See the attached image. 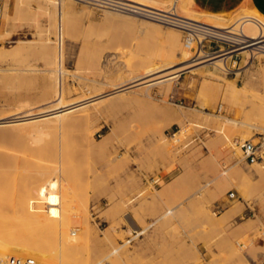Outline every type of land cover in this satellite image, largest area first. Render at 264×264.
Returning a JSON list of instances; mask_svg holds the SVG:
<instances>
[{
	"label": "rangeland",
	"instance_id": "obj_1",
	"mask_svg": "<svg viewBox=\"0 0 264 264\" xmlns=\"http://www.w3.org/2000/svg\"><path fill=\"white\" fill-rule=\"evenodd\" d=\"M66 1L68 7L63 17L67 18L63 19L62 30L60 28L57 32L49 28L46 17H40V10L34 2L0 0V49L15 48L19 52V56H8L0 61V121H5L3 117L10 116L15 109L16 113H20L19 110H32L34 107L35 113L47 104L45 102L51 101L53 84H47L49 80L40 73L41 59L46 54L39 49L41 39H48L53 47H60L62 43L61 76L64 78L65 103L86 97L83 83L91 86L94 80H101L103 90H97L109 93L112 90L110 86L118 81L119 75V79L129 78L132 71L141 69L148 62L146 59L152 61L157 57L153 59L156 63L158 57L166 58L172 53L164 33L178 31L174 28L109 10H98L73 0ZM158 2L160 8H164L171 5L172 0ZM40 6L44 7V4ZM244 10L254 12L241 8L222 18L231 24L236 13ZM191 11L203 14L192 7ZM104 12L140 19L147 25H159L162 33L144 25L141 28L133 26L128 20L111 17ZM58 16L56 12L57 21ZM67 20L76 22L73 31H66ZM40 28L48 30L42 37L37 35ZM182 40L183 34L180 33L183 49ZM226 49L225 43L205 46V51L212 54ZM189 53L193 59L194 52ZM174 60L175 69L180 68L178 65L182 56L178 50L174 52ZM227 64L230 70L226 73L205 65L192 72L181 71L179 78L170 84L149 88L135 86L117 94L121 98L129 97V103L124 100L128 105L123 101L125 105L118 104L121 108L114 105L107 110L103 105L89 106L81 111L85 117L80 123L48 136L36 135L37 143L32 144V137L25 136L29 147L43 148V153L25 150L22 145L17 147L18 151H13L7 141L0 142V159L3 163L7 160L5 165L10 162L6 169L2 168V163L1 174L7 175L18 157L31 164L24 168V173L19 171L22 173L16 181L15 178L10 180L6 193L20 192L24 189L23 184L27 187L30 184L31 188L37 186L32 181V177L37 176L36 171L39 173L54 168L56 172L46 183L47 186L56 181L54 192L49 191L48 196L39 201L41 210L34 211V215L29 212L31 218H36V223L46 221L51 230L50 237L47 236L49 239L41 230L35 229V232L50 241L51 251L43 259L45 262H37L39 258L36 260L33 256L20 259H31L35 264L264 262V259L254 262L264 254V222L258 218L252 222L248 216L241 214L240 220L235 221L224 213L237 214L250 210L260 212L264 217V162L247 163L236 146L237 142L244 141L255 144L259 135L264 134V122L258 124L261 129L252 128V123L255 126L257 123L254 117L262 113L263 106L255 104L261 106L258 111L251 107L254 105L250 106L240 90L247 80L249 86L264 95L262 86L249 80L251 72L263 69L264 58L246 65L241 57H232ZM32 69H39L37 76ZM170 70L165 73L171 74L174 68ZM166 85H170L168 93ZM233 85L237 88L235 91L230 89ZM141 92H148V95L142 97ZM256 111L259 113H254ZM77 113L80 112L72 115ZM182 113L183 120H179ZM189 115L191 117L185 122V117ZM224 119L227 124L219 131ZM23 127V133L32 131L28 125ZM174 135L177 137L174 138ZM257 166L262 168V175L257 174ZM19 177L23 182L21 184L17 180ZM157 178L160 179L159 185H153V180ZM66 184L69 198L62 204L58 196ZM32 190L35 191L34 188ZM46 190L49 188L46 187ZM230 192L234 193L232 200L227 198ZM85 208L86 213H82ZM74 212L78 214L75 216ZM85 219L90 230L84 236L82 226ZM11 254L4 252L6 257L3 261L15 257Z\"/></svg>",
	"mask_w": 264,
	"mask_h": 264
},
{
	"label": "bare ground",
	"instance_id": "obj_2",
	"mask_svg": "<svg viewBox=\"0 0 264 264\" xmlns=\"http://www.w3.org/2000/svg\"><path fill=\"white\" fill-rule=\"evenodd\" d=\"M17 1H22V0H17ZM28 1L34 2L36 4V6H37L36 8H38L40 10V14H39L40 17H46L48 19L49 28L56 29L57 32L60 28L62 30L63 19L67 18V16L63 17V15L65 14V11L68 7V3L66 0H28ZM123 1L135 4L137 6H140V9L139 8L138 9L141 11H148L149 9H153V10L160 11L163 13L172 12L171 14L177 15L179 18H182L184 20H187V21H190L193 23H197V24H201V25H205V26L211 28L213 31L218 32L219 39L221 41L226 42L229 47L225 51L220 50L219 52L213 53V54H207V53L205 54L202 51L198 50V52H197L198 54L195 56V58L191 59L189 51L183 48L184 50H186L188 52L184 51L182 49V46L180 45V33H182V32L179 30L178 31H175V30L170 31L169 30L168 32L164 33L166 35L168 41H169V49L172 52L169 54L168 57H166V58L165 57H158V61L157 62L155 61L156 63H153V59L154 58L156 59L157 57H154L152 59V61H151V59H146L148 61L147 63L145 62L146 65L144 63L143 67L141 69L135 70V71L131 70L132 72L130 73L129 78H126V79L120 78L119 79V77H121V75H119L118 81L115 82V84H112V85L110 84L111 85L110 87L112 90L110 89L111 92H109V93L108 92L105 93L103 91H102L103 93H99L100 90H103V89H101V87L104 86V83L101 80H98V81L94 80L93 85H91V86H87L88 85L87 83H85V84L83 83L82 88L85 90V93L88 96L86 95L85 98L83 97V99H79L75 102L65 103V102H63V95H64L63 94V92H64L63 87L64 86H63V80H62L63 77L61 76V74L63 73L62 68H63V54H64L62 43H60L61 44V45H59L60 47H57V46L53 47L52 44L48 41V39H41L42 41L40 40L41 45H40L39 49L41 51H43L44 53H46V54L49 53V54H47V55L45 54V56L42 57L43 59H41L43 61V65L40 69V73L44 74L43 78L49 80V81H47V84H48V82L49 83L51 82V84H53L52 86L54 87V93H53V95L50 93V95H52L51 101L45 102L46 100H44V102L47 104H44V105L42 104L43 106H41V107H39L40 105L37 106L39 108H38V111L35 113H33L35 111L34 107L32 109L33 111L28 108V110H26V109L25 110L24 109L19 110L20 113H18V112L16 113L15 111H17V109H15V111H14L15 113L12 111L13 113L10 114V116H8L9 114H7L10 111L5 113V115L7 114L8 117L5 116V118L3 117V119H2L5 121H0V142L1 143H4L5 141H7V143L9 144V145L7 144L9 146V149L10 150L12 149L13 151H18L17 147L20 148L21 145L23 146V148L25 150L37 151L39 149L33 148L34 146L29 147L25 143V141H26L25 136L29 135V137H32L31 142H32V144H34V143H37V140H35L36 135L48 136L51 133H55L59 130H64L69 125H75L76 123H80L85 117V114L81 111L86 109L89 106H93V105H97V104L103 105L107 110L108 108H111L114 105H117V106H118V104H120V106L125 105V104H127V103H125V101L128 102L127 98H129V97L121 98L122 96L119 97V96H117V94H120L126 90H130L131 88H133L135 86H144L146 88L147 87L149 88L151 86L161 85L163 83H169L170 84V82L179 78L181 71L190 70L192 72L193 69L200 67V66H205V65H210L212 68L217 69L220 72L226 73L228 70H230L228 67V64H227V60L229 58H232V57H235V58L241 57L246 65L252 64V62L254 60H262L264 58V18L261 17L260 15H258L256 12H246V10H244L243 12L236 13L237 15H235L233 19L231 18L233 23L227 24V22H229V21L224 22V19L222 18V16L194 13L193 11H191L192 2H190L189 0H172L171 5L164 7V8H160L159 2L156 0H123ZM42 3L44 4V7L40 6V4H42ZM164 4H166V2H164ZM195 7H197V6H195ZM56 12L60 16V17L58 16L59 21H57ZM111 12H113V11H111ZM104 14L111 16V17H115L117 19L121 18V20H128L132 23L133 26H138V27L141 26L142 27V25H144V26H147L146 28L150 27L152 30H156V31L162 33V31L160 30L161 27H158L159 25L158 26H156L154 24L153 25H151V24L147 25V23H145V21H142V20L140 21V19H134L136 17H134V18L133 17H124V16L122 17L121 15H120L121 17H118L119 15H116L117 13L114 14V13H110V12H104ZM129 16H130V14H129ZM55 17H56V19H55ZM56 21H57V24H56ZM56 25H58V26L56 27ZM65 25H66L65 28H66L67 32L73 31V29L76 27V22L71 21V20H67L65 22ZM47 31L48 30H42L40 28L38 30L37 35L39 34L42 37V36H44V34L47 33ZM55 36L57 37V34ZM198 40L200 41L201 39L198 37ZM56 45H58V44L56 43ZM176 50H178L181 53V56H182L181 61L182 62H179V65H178L180 68L175 69V67H177L175 60H174V52ZM12 55L13 56H19L18 50H16L15 48H13L12 50L0 49V61L5 59L6 57L12 56ZM33 60H34V57H33ZM143 61H145V60H143ZM173 68H174V70L172 71ZM28 69L29 68H27V71L30 72V69L29 70ZM32 70H31V72H33V71L37 72V73H35L36 74L35 76H37L39 69L37 71L36 70L32 71ZM169 70L172 71V73L166 74L165 72L166 71L168 72ZM3 72H5V71H3ZM249 72H251V71H249ZM39 75H41V74H39ZM39 75H38V77H39ZM261 76H262V78L264 77V67H263V69L261 68L256 72H253V73L251 72L249 74V78H250L249 80L253 81L256 85L262 86V89L264 90V78L262 79ZM124 77H126V76L124 75ZM82 82H85V81H82ZM45 83H46V81H45ZM51 84H49L50 85L49 87H52ZM107 86L109 87V85H107ZM217 87H221V86H217ZM99 88H100V90H97ZM50 89H52V88H50ZM230 89L235 91V89H237V88L233 85ZM240 90L247 97L250 106L251 105L255 106V107L254 106H251V107H253L257 111L261 110L260 109L261 106H256L255 104L262 105L264 108V95L259 93L258 90L253 89L251 86H249L247 80L244 83V85L240 88ZM168 91H170V85H166V93H168ZM147 95H148V92L147 93L141 92L142 97H146ZM47 96H48V93H47ZM112 96H117L118 98H114ZM122 102L125 104H123ZM129 102H130V100H129ZM27 103H28V107H30L29 102H27ZM27 103H25V104H27ZM23 104L24 103H22V105ZM32 106H33V102H32ZM120 106H118V107H120ZM37 107H36V109H37ZM124 107H126V106H124ZM257 107L259 109H257ZM18 108H22V107L19 106ZM96 108H97V106H96ZM116 108H114V109H116ZM99 109H101V108L99 107ZM21 111H23V112H21ZM257 111L254 113H259ZM76 112H80V113H77L76 115H72ZM261 112L262 113H260L258 116L254 117L255 121L257 122L256 126H255V123H252V124H254V127L252 126V128H254V130L261 129V125L258 126V124H262L264 122L263 121L264 120V110ZM193 115H196V114L194 113ZM1 116H2V114H1ZM183 116H184L183 113H182L181 117L178 116V117H180L179 120H183V119H181ZM188 117H191V115L185 117V122L187 121L186 119H188ZM226 124H227V121H226V119H224V121L219 125L218 130L221 131L223 126H225ZM26 125H28L30 127L29 129L32 131H27V132L23 133V130H22L24 128L23 126H26ZM35 128H37V129H35ZM218 130L216 132L219 133ZM179 133H181V132H178V134ZM176 135H174L173 137L176 138L178 136V135L177 136ZM2 141H4V142H2ZM40 149L41 150H39V152L43 153L44 152L43 148H40ZM46 151H47V149H46ZM48 152L49 151H47V153ZM50 152H52V151H50ZM15 156H14V159L16 158ZM48 157H50V155H48ZM16 159H15V162H13L14 164L11 163L13 165L10 166L11 171H9V173L7 175L0 173V261H3L4 257H6V256H4V252L5 253L6 252H12L15 255V257H19V258L23 257L24 258V256H28V257L33 256V257H35L36 260H38V258H39V260L37 262H39V261L42 262L45 260L44 258L47 257V255L49 254L48 252L51 251L50 249L52 246L50 247V241L48 242V241L44 240L43 239L44 237L42 235L38 236L39 234L38 235L36 234L35 229L41 230V232H43V234L47 238V240L49 239L47 236L50 237L51 230H49V227L45 224L46 221H45V223H44V221H41V217H39L40 218L39 221H41V222L38 221L39 223H36V221H35L36 218L35 219H33L34 217L31 218V216L29 215V212L30 213L32 212V214H33L34 211L41 210L42 206H41L39 201H41V199L47 197L48 196L47 194L49 191L54 192L53 189L56 187V181H54V182L51 181L50 183L48 182L49 185L47 184V186H46V183L49 180V178L51 177V175L53 173H56V172H54V168H52V170L49 168L45 172H42V170H41L39 173H38V171H36L34 169L33 171H36L34 173H37V176H35L36 175L35 174L34 175L35 177H32L33 178L32 181L35 182V184H37V186L34 185V186H32V188H34L35 191H33L31 187H29L30 184L28 185V187H27V185L23 184L22 187L24 186V189H21L20 192L17 191L18 193H16V191H15L16 189L14 188L16 186V184H14L15 186L14 185H11V186L15 190L12 187L11 188L13 189L12 192H14V191L15 192L14 193L10 192L8 194L6 192H7L8 188H10V184H11L10 180L15 178V181H16L17 176H19V174L23 172L24 168H27L28 165H31V164H29L30 162L23 160V159L21 160L19 157H18V159L20 161L17 159L18 160V162H17ZM10 160H11V158H10ZM0 161H1V159H0ZM6 161H5V163H6ZM12 161H13V159H12ZM2 163L3 162L1 161L0 167H1ZM5 163H3V165L5 167L4 168L2 166L3 169L8 168V166L10 165V162H8L6 165H5ZM2 168H1V171H3ZM255 168H256V172L258 175L263 174L262 168H260L259 166L255 167ZM20 170H22V172H19ZM28 170L32 171V169H28ZM7 172H8V169H7L6 173ZM26 172H27V170H26ZM2 173H4V172H2ZM23 176H25V175H23ZM20 179L21 178L19 177V179H17V180H19L18 183L21 184L23 182H21ZM23 179L26 180L27 177L26 178L23 177ZM23 179H22V181H24ZM28 179H30L29 176H28ZM33 184L34 183H32V185ZM63 185H64V183H63ZM18 186H19V184H18ZM67 186H68L67 184H66V187L62 186V189H61L62 192H61L60 196H58V197H60V200H61L60 202L62 204L66 203L67 198H69V195L67 194V192H69L67 190L68 189ZM46 187H47V189L49 188V190H46ZM20 188H21V186H19V189ZM77 206H79V205L77 204ZM86 210H87L86 208L83 209L82 213H86V212H84ZM77 211H79V210H77ZM40 214H43V213H40ZM74 214H75V212H74ZM76 214H78V213L76 212ZM76 214H75V216H76ZM24 216L26 217V219H23ZM43 217H44V215H43ZM42 220H45V219L42 218ZM86 220L87 219H85V221H83V223L85 222V224H83L84 226H82V227H84V232H85V233H83L84 236H85V234L88 235V232L90 230L89 223L86 222ZM127 224H128V222H127ZM130 224L131 223H129V227L132 228V225H130ZM79 227H81V226H79ZM13 254H11V255H13ZM22 254H25V255H22ZM262 259H264V255L259 256L257 258V260L254 262L260 261ZM49 260H51V258L48 259L47 262H49Z\"/></svg>",
	"mask_w": 264,
	"mask_h": 264
},
{
	"label": "built area",
	"instance_id": "obj_3",
	"mask_svg": "<svg viewBox=\"0 0 264 264\" xmlns=\"http://www.w3.org/2000/svg\"><path fill=\"white\" fill-rule=\"evenodd\" d=\"M79 3L87 4L96 8L98 10H109L120 14H127L134 16L143 20L152 21L170 28L179 30L183 34V47L188 51L194 52V57L198 54V50L203 53L205 51V46L217 45L218 43H225L227 48L228 44L219 39L218 32L213 31L211 28L193 23L177 15L170 13H163L153 9L148 11H141L140 6L123 1V0H73ZM139 8V9H138ZM196 27V28H195ZM198 37L201 39L198 40ZM220 51V50H219ZM212 54V53H207ZM257 143H252L251 141H244L242 143H236L242 152L244 160L253 165L264 162V134L259 135ZM153 185H159L160 179L153 180ZM229 200L234 199V193L230 192L227 195ZM217 209V208H216ZM0 264H35L31 259H20L16 257H9L7 260L0 261ZM264 264V262L260 263Z\"/></svg>",
	"mask_w": 264,
	"mask_h": 264
},
{
	"label": "crops",
	"instance_id": "obj_4",
	"mask_svg": "<svg viewBox=\"0 0 264 264\" xmlns=\"http://www.w3.org/2000/svg\"><path fill=\"white\" fill-rule=\"evenodd\" d=\"M156 1H162V0H156ZM189 1L192 2V6H191L192 8H195V10L207 15L224 16L234 11H237L241 8H247L249 10L256 12L257 14H259L264 18V0H189ZM224 213H227V216L232 217L233 220L235 221L240 220V214H241L243 215V217L248 216V218L252 222H255L256 218H258L260 222H264V217L260 214V212L249 210L248 212H239L237 214H232L230 212H224ZM246 223L247 221L242 224H246Z\"/></svg>",
	"mask_w": 264,
	"mask_h": 264
}]
</instances>
